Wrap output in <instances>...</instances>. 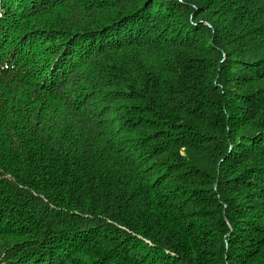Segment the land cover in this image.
Listing matches in <instances>:
<instances>
[{"label": "trees", "instance_id": "trees-1", "mask_svg": "<svg viewBox=\"0 0 264 264\" xmlns=\"http://www.w3.org/2000/svg\"><path fill=\"white\" fill-rule=\"evenodd\" d=\"M0 264H264V0H0Z\"/></svg>", "mask_w": 264, "mask_h": 264}]
</instances>
